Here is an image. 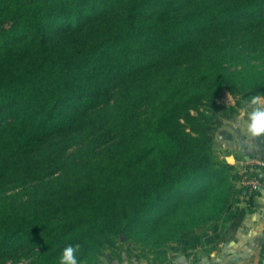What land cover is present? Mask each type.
Returning <instances> with one entry per match:
<instances>
[{
    "label": "trees",
    "instance_id": "trees-1",
    "mask_svg": "<svg viewBox=\"0 0 264 264\" xmlns=\"http://www.w3.org/2000/svg\"><path fill=\"white\" fill-rule=\"evenodd\" d=\"M251 53L264 0H0V264L69 244L165 264L233 237L259 167L215 138L264 94V70L225 67Z\"/></svg>",
    "mask_w": 264,
    "mask_h": 264
},
{
    "label": "crops",
    "instance_id": "crops-1",
    "mask_svg": "<svg viewBox=\"0 0 264 264\" xmlns=\"http://www.w3.org/2000/svg\"><path fill=\"white\" fill-rule=\"evenodd\" d=\"M240 114L227 122L218 135L220 160L226 161L243 172L248 166H258L262 185L254 200L252 211L248 212L237 232L216 249L200 247L189 256L170 252V261L165 264H260L261 248L264 245V137L252 138L246 135L244 121ZM259 164V165H258ZM262 164V165H261ZM245 207L243 203L241 205ZM136 264H164L152 257Z\"/></svg>",
    "mask_w": 264,
    "mask_h": 264
},
{
    "label": "rangeland",
    "instance_id": "rangeland-1",
    "mask_svg": "<svg viewBox=\"0 0 264 264\" xmlns=\"http://www.w3.org/2000/svg\"><path fill=\"white\" fill-rule=\"evenodd\" d=\"M225 67L229 68L230 70H239L243 67H256L260 70H264V58H259L255 56L254 54H249L247 58L245 59H239L236 60L235 62L227 63ZM219 103L222 105L230 106L234 105L235 100L234 98L228 93L224 92L222 96L219 98ZM222 129V128H221ZM221 129L218 131V134L216 135L215 138V143L218 145L219 139L218 135L221 131ZM76 148H72L65 157L71 155ZM101 148H99L97 151H99ZM219 151V150H218ZM22 188L21 187H13L11 188L6 194L3 196H8L12 195L16 192H19ZM126 238H123L122 241H125ZM171 247L170 245L168 248ZM121 248V246H120ZM146 253H142L140 249L136 248L133 245H127L123 246L121 249H115V250H108L105 251L100 257L99 260L97 261V264H136V263H142L143 261H148L152 258L150 254H146L148 256L146 257H140L144 256ZM37 259L36 255H32L29 257H26L19 262L15 264H35V260ZM7 264H14L13 262H8Z\"/></svg>",
    "mask_w": 264,
    "mask_h": 264
},
{
    "label": "clouds",
    "instance_id": "clouds-1",
    "mask_svg": "<svg viewBox=\"0 0 264 264\" xmlns=\"http://www.w3.org/2000/svg\"><path fill=\"white\" fill-rule=\"evenodd\" d=\"M247 106L241 110L246 117L244 127L246 135L252 138L264 137V94L257 93L247 98ZM81 246L69 244L63 248L56 264H80Z\"/></svg>",
    "mask_w": 264,
    "mask_h": 264
},
{
    "label": "built area",
    "instance_id": "built-area-1",
    "mask_svg": "<svg viewBox=\"0 0 264 264\" xmlns=\"http://www.w3.org/2000/svg\"><path fill=\"white\" fill-rule=\"evenodd\" d=\"M243 184L249 187L252 191H258L262 185V182L258 178H253L251 180H246L245 182H243Z\"/></svg>",
    "mask_w": 264,
    "mask_h": 264
}]
</instances>
